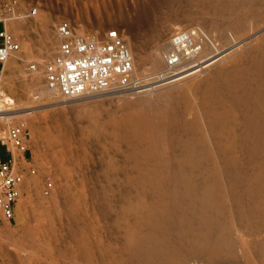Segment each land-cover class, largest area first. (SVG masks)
<instances>
[{
    "label": "bare ground",
    "instance_id": "obj_1",
    "mask_svg": "<svg viewBox=\"0 0 264 264\" xmlns=\"http://www.w3.org/2000/svg\"><path fill=\"white\" fill-rule=\"evenodd\" d=\"M174 6L175 17L204 26L196 25L202 35L192 48L165 39ZM154 14L147 39L126 42L134 74L153 71L158 78L141 94L172 92L124 101L122 118H110L127 147L121 170L131 198L119 207L130 222L106 264H264V0H159ZM208 24L230 29L231 39L221 32L210 43ZM48 27L42 62L52 55ZM11 29L21 30L17 23ZM238 34L247 39L235 40ZM154 41L159 46L151 53ZM216 41L228 48L217 54ZM173 50L181 63L172 68L166 57ZM230 54L237 65H215ZM18 112L1 111L0 119Z\"/></svg>",
    "mask_w": 264,
    "mask_h": 264
},
{
    "label": "rangeland",
    "instance_id": "obj_2",
    "mask_svg": "<svg viewBox=\"0 0 264 264\" xmlns=\"http://www.w3.org/2000/svg\"><path fill=\"white\" fill-rule=\"evenodd\" d=\"M3 1L0 0V7ZM17 2V14L21 16H1L0 9V30L4 27L20 47L0 74V112L6 111L3 103L7 98L12 101V112L19 111L18 117L0 120V139L6 142L8 124L16 122L21 113L30 109V156L26 162L20 160L16 164L20 174L19 198L14 206V220L0 223V264H106L108 255L118 250L123 225L130 222L119 208L131 198L122 182L121 170L127 164L124 154L127 147L112 132V121L122 118L124 101L152 99L153 94L156 97L160 92H172V87L148 94L149 97L136 93H108L67 100L48 86L44 75L36 76L38 68L29 72L28 67L37 64L43 68L56 53L55 27L63 20L83 32L103 35L117 29L125 40L147 39L146 32L154 21V9L159 0ZM31 8H36L37 12L28 16ZM175 10L176 6L168 10L169 14L166 12L170 25L167 41L175 31L198 25L204 27L200 21L175 17ZM11 23L19 24L21 30L14 32ZM47 23L52 55L42 62L39 59L44 53ZM207 28L210 43L226 33L231 39L230 29L214 27L217 31L209 24ZM215 31L217 35L213 38ZM246 36L238 34L234 39H247ZM158 44L159 41L151 43V53ZM223 45L222 41H216L217 54L228 48ZM209 55L207 58L214 54ZM232 59L233 54H230L215 65L222 64L225 68L237 65V60ZM206 64L200 71L209 65ZM139 69V72L145 70ZM151 74L153 71H146L139 76ZM183 79L177 82L182 83ZM14 156L18 157L16 153ZM48 177L53 186L49 194L44 195V181Z\"/></svg>",
    "mask_w": 264,
    "mask_h": 264
},
{
    "label": "built area",
    "instance_id": "obj_3",
    "mask_svg": "<svg viewBox=\"0 0 264 264\" xmlns=\"http://www.w3.org/2000/svg\"><path fill=\"white\" fill-rule=\"evenodd\" d=\"M17 0L1 3V16H21L17 14ZM36 8L29 9L28 16L35 15ZM4 25V22H3ZM202 35L199 27L175 31L171 36L174 47L192 48ZM58 40L56 53L43 64L44 80L55 88L64 99L73 100L108 93H146L155 89L158 78L154 75L136 76L130 48L117 29L108 30L103 35L75 29L70 22L60 21L55 27ZM20 50L14 37L3 27L0 30V74L7 63ZM181 52L173 50L167 55V65L175 67L181 63ZM37 64L28 67L34 72ZM37 99V98H36ZM6 112H12V101L4 100ZM21 113L14 123L8 124L6 146L10 159L0 162V223L14 220V206L19 198L20 174L17 161L29 159L30 130L28 116L30 109ZM1 120V119H0ZM14 153L18 155L15 158ZM33 174L34 171H31ZM44 195L52 189L51 178L45 179Z\"/></svg>",
    "mask_w": 264,
    "mask_h": 264
},
{
    "label": "crops",
    "instance_id": "obj_4",
    "mask_svg": "<svg viewBox=\"0 0 264 264\" xmlns=\"http://www.w3.org/2000/svg\"><path fill=\"white\" fill-rule=\"evenodd\" d=\"M5 144V141L0 139V162H7L11 157V154L9 153V147Z\"/></svg>",
    "mask_w": 264,
    "mask_h": 264
}]
</instances>
